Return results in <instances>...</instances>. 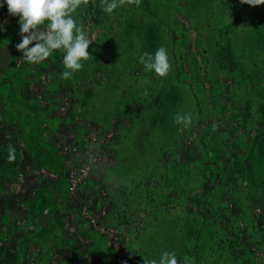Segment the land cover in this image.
Masks as SVG:
<instances>
[{"label":"rangeland","instance_id":"obj_1","mask_svg":"<svg viewBox=\"0 0 264 264\" xmlns=\"http://www.w3.org/2000/svg\"><path fill=\"white\" fill-rule=\"evenodd\" d=\"M74 18L93 57L65 80L60 51L21 60L19 17L0 7V129L34 166L17 212L28 225L7 224L0 264H159L164 251L264 264V5L140 0L107 14L90 0ZM161 46L166 78L139 63Z\"/></svg>","mask_w":264,"mask_h":264},{"label":"clouds","instance_id":"obj_2","mask_svg":"<svg viewBox=\"0 0 264 264\" xmlns=\"http://www.w3.org/2000/svg\"><path fill=\"white\" fill-rule=\"evenodd\" d=\"M94 3L95 0H92ZM250 6L264 5V0H240ZM6 3L8 12L19 17V33L21 41L16 44L22 53V61L30 64L43 63L54 51L63 54L65 71L61 79H71L75 73L82 71L85 62L92 59L89 46L92 40L82 24H78L74 14L81 7H87L90 0H3L0 7ZM128 5L140 6V0H100L102 10L112 14L119 7ZM33 42L34 45H33ZM33 45V46H30ZM139 63L146 72H154L160 78H166L172 64L167 49L159 47L155 54L145 52L139 57ZM173 122L189 129L193 123L191 114L177 113ZM215 130V126H214ZM9 160L15 159V148L8 147ZM144 264H158L157 260H144ZM159 264H179L175 252L164 251Z\"/></svg>","mask_w":264,"mask_h":264},{"label":"crops","instance_id":"obj_3","mask_svg":"<svg viewBox=\"0 0 264 264\" xmlns=\"http://www.w3.org/2000/svg\"><path fill=\"white\" fill-rule=\"evenodd\" d=\"M4 94L6 95L7 93L4 91ZM30 98L31 94L23 96V105L21 107H17V109L11 108V112H13V115H11L12 118L21 117L25 120L23 116L29 113L31 106V100L29 101ZM25 99L27 100L25 101ZM6 112H4L3 115L5 116L7 123L13 125V120L7 116ZM11 127L12 129L14 128V126ZM2 128L0 129V217H2L0 218V238L9 235L7 224H16V226L21 228H26L28 225L27 221L30 219V216H19L17 215V212L19 209L21 211L27 206L26 202L29 193L28 184L30 183V180H32L31 169L34 167L30 163V154L26 156V154H21L16 150V144L14 142L15 138L12 132L13 130L7 129L9 132L5 133V129L2 130ZM2 135H5V137L2 138ZM9 145H12L15 148V159L11 161L9 160ZM22 217L24 220L21 219ZM24 240H20L19 242L23 243Z\"/></svg>","mask_w":264,"mask_h":264},{"label":"built area","instance_id":"obj_4","mask_svg":"<svg viewBox=\"0 0 264 264\" xmlns=\"http://www.w3.org/2000/svg\"><path fill=\"white\" fill-rule=\"evenodd\" d=\"M71 188H72V186H71ZM71 188H70V189H71Z\"/></svg>","mask_w":264,"mask_h":264}]
</instances>
